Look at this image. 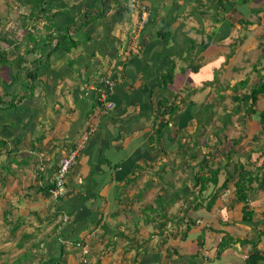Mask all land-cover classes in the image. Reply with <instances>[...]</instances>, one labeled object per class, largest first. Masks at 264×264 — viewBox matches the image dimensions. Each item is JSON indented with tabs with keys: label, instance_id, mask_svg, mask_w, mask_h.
I'll return each instance as SVG.
<instances>
[{
	"label": "crops",
	"instance_id": "1",
	"mask_svg": "<svg viewBox=\"0 0 264 264\" xmlns=\"http://www.w3.org/2000/svg\"><path fill=\"white\" fill-rule=\"evenodd\" d=\"M136 2L149 13L142 28ZM239 2L47 0L27 39L15 28L26 11L14 0L0 19L12 23L3 32L21 42L0 87L20 97L13 108L0 106V264H81L80 249L58 238L85 243L92 264H243L253 249L264 255V93L245 112L251 90L264 84V56L254 66L258 77L246 80L239 71L231 82L229 72L258 53L264 18L261 0ZM66 32L72 49L48 43ZM102 90L112 107L97 118ZM208 115L217 152L202 147L179 177L181 156L195 151L191 135ZM91 117L98 128L68 173L67 196L54 203L57 164ZM233 161L255 173L244 201L236 198L232 168L227 176ZM210 170L217 183L200 192L194 181Z\"/></svg>",
	"mask_w": 264,
	"mask_h": 264
},
{
	"label": "trees",
	"instance_id": "2",
	"mask_svg": "<svg viewBox=\"0 0 264 264\" xmlns=\"http://www.w3.org/2000/svg\"><path fill=\"white\" fill-rule=\"evenodd\" d=\"M15 1L17 3L19 1L25 7V11H26L25 15H26V19H27L26 20L24 18V21H21L20 23H18L15 26V28L20 30L23 27L25 29L27 39H30V38H32L30 31L34 30L36 28V26L38 25L37 23L39 22L40 15L43 11L44 6L46 5L47 0H38L40 2L38 4H35L36 1H33V0H15ZM244 3L245 4L247 3V6H248L251 3V0H240L239 6L244 4ZM238 14H239V12H238ZM262 18H264V12H263V16L261 17V19ZM0 19H1V17H0ZM259 21H260V17L257 18V22H259ZM1 23L2 22H0V25H1ZM250 24L251 23L248 22V25H250ZM67 40H70L72 45H75V43L72 42V40L69 38V32L68 33L67 32L61 33V34L57 35L55 39H51L48 43L53 41L54 42L53 45L56 47L61 46L63 48L70 49V47H67L66 44L60 45L63 42H67ZM46 41L47 40H45V43H46ZM20 46H21V42L16 39V36L13 35L12 32L9 31V33H6V32H3V30H1V32H0V87L2 89L7 84V81L5 82L4 77H7V72L9 71V68H10V57H12L13 55L18 53L17 51L20 48ZM262 46L264 48V43L262 44ZM53 49H55V48H51L50 51H52ZM50 51H48L45 55H38L37 60H39V59H41V61L46 60ZM35 78H36L35 71L28 72L26 79H27L29 85H31V83L33 82V80ZM106 82L109 83V81L102 80V83L105 86L106 85L108 86V84H106ZM104 91H106V90H104ZM263 93H264V84H262L261 87H258L256 89L251 90L250 99L252 101V105L249 104L245 108V112H253V109L251 106L254 107L257 103L259 104V100H257L258 99L257 96H258V94H263ZM18 99L20 100V97L17 95L13 96L8 91H1L0 90V106L4 105L8 108H13V107H15V105L18 104L17 103ZM258 118H259V123H260V127H261V135L263 136L264 135V108L260 112ZM227 141H230L231 144H232V142H234V146H235V145L239 144L241 140L240 139H232V140H227ZM230 147L231 146H229V148ZM230 151H231V148H230ZM228 153H227V156H230V153L229 154ZM211 160L214 161L213 158ZM207 164L208 163H205L206 166H207ZM230 168H232V170H230L231 173L236 174L237 178H238V181L236 182V198L239 201H244L245 195H244L243 191L245 189V186L248 187L250 184L253 183V179H250V178L254 177L255 173L250 172L249 170H245L244 166L238 165L235 163V161H233V162H229V165L226 168L227 169V176L230 175V172L228 171V169H230ZM246 169H248V168H246ZM217 175H218V172L216 170H210V173H209L210 177H207V175H205V174L198 176L197 181L199 182V184L201 186L200 192H201V190H203L205 188V184H207V183L216 184L217 183ZM223 183H226V181ZM258 184H259V186L263 187L264 181L258 182ZM215 199H216V196L211 195L210 199L208 200V203L206 204L207 209H210L211 204H213ZM25 216H28V215H25ZM18 219H21V216H18ZM16 226L18 228L21 227L20 220L15 221L14 227H16ZM24 236L26 239H28L30 237V235L26 234V233L24 234ZM26 259L30 260V258H28V257H26ZM246 263H248V264H263L264 263V256L261 255L259 253V251H257L256 249H253L249 253Z\"/></svg>",
	"mask_w": 264,
	"mask_h": 264
},
{
	"label": "rangeland",
	"instance_id": "3",
	"mask_svg": "<svg viewBox=\"0 0 264 264\" xmlns=\"http://www.w3.org/2000/svg\"><path fill=\"white\" fill-rule=\"evenodd\" d=\"M33 1H36L35 4L40 3L38 0H33ZM13 2H14V0H0V15L2 17L4 16L3 15L4 13L10 12L14 8ZM261 4H262L263 12H264V8H263L264 1L263 0H261ZM22 8L25 9V7H22ZM9 17H12V16H9ZM252 24H254L253 25L255 27L254 30H256V28H258V26H259V25H255L256 24V21L255 20L252 22ZM11 26H12V23H9V22L1 23V25H0V32L3 29V27H4V31H6L7 28L11 29ZM250 26H251V24L249 25V27L247 29L249 31L251 30V32L253 33V31H252L253 27L252 26L250 27ZM259 30H262V32L264 33L263 27L260 28ZM234 38H235V36H232L231 35L230 41L233 42L234 41L233 40ZM256 42L258 43L257 47H259L258 53H255L257 51H250L249 54L246 55V61L245 62H241V61L238 62L237 61L234 64H231L230 71H229L230 72V75L232 76V78L230 80L231 82H233V78L235 77V75L239 71H241V72L244 71V74H246L245 75V79L248 80V77L250 76V74H252V75L255 74L256 75V73L254 72V70H255L254 69V66H256V68H259V67L262 66L263 63H261V62H262L263 56H264V53H262V51H261L262 44L259 45L260 44L259 43L260 40H258V39L255 40L254 44ZM51 43H52V41H51ZM234 43H235V41H234ZM65 44H66L67 47H70L71 49L74 47V45H72V43H71L70 40H67V42H63L60 45H65ZM236 44H237V39H236ZM262 48H263V46H262ZM256 50H258V48H256ZM262 50L264 51V48ZM198 91H199L197 93L198 96H200V98H202L201 97L202 90L198 89ZM230 91L233 92V90H231V89H230ZM209 115H208L207 123L200 122L199 125H198V127L196 128L195 133L191 135V137L193 138L192 139V142H191V146H192V149L195 150V151L193 152V154H188V155H182L181 156L182 163L180 165V168H182L184 172L179 177H183L184 176V174L186 172L184 169H186L187 167H189V164H190L191 160H193L195 157L197 158V154L201 150L202 147L205 148V149H208L209 154L212 153V152L214 153V151H215V153L217 152L216 151L217 147H215L217 145V138H216L217 135L215 134V128H214V126H211L208 129V126H210V123H211V119H210V116ZM242 121L243 120L240 119L239 120V123L236 124V126L239 127V129L242 128ZM252 121H255V120H252ZM254 126H255V123H253V127ZM245 132H246V129H245ZM231 138H237V137H231ZM197 185H200V184L197 181V179H195L194 186L193 187H195ZM199 187H201V186H199ZM212 187H213V185L210 184L209 186H207L205 188L204 192H207V191L211 190ZM192 190L193 189L189 186L188 187V191L191 193Z\"/></svg>",
	"mask_w": 264,
	"mask_h": 264
},
{
	"label": "built area",
	"instance_id": "4",
	"mask_svg": "<svg viewBox=\"0 0 264 264\" xmlns=\"http://www.w3.org/2000/svg\"><path fill=\"white\" fill-rule=\"evenodd\" d=\"M136 8L138 9L140 14V26L143 27V25L148 21V10L144 5L138 3H136ZM106 84L110 86L108 82H106ZM96 102L99 105L97 118L106 115L112 107V104L109 102L108 95L105 91L99 92V95L96 98ZM96 123L90 125L87 132L80 138V140L76 144L74 151L70 153L66 158L61 159V161L59 162L57 174L55 176V188L52 192L54 196L62 195L64 193L65 190L63 178L65 177V174L68 172L69 168L72 166L76 153L84 148L90 135L94 133L95 128L97 127ZM84 262H86V260H84Z\"/></svg>",
	"mask_w": 264,
	"mask_h": 264
},
{
	"label": "clouds",
	"instance_id": "5",
	"mask_svg": "<svg viewBox=\"0 0 264 264\" xmlns=\"http://www.w3.org/2000/svg\"><path fill=\"white\" fill-rule=\"evenodd\" d=\"M136 3L141 4V3H139V2H136ZM142 5H143V4H142ZM144 6H145V5H144ZM145 7H146V6H145ZM135 8H136V4H135ZM136 10H137V13H138V19H139L140 14H139V11H138L137 8H136ZM148 15H149V13H148ZM148 19H149V18H148ZM144 25H145V24H144ZM144 25H143V26H144ZM138 26H139V28H142V26H140V19H139V21H138ZM102 91H104V90H102ZM96 104H97V102H96ZM97 105H98V104H97ZM98 106H99V105H98ZM98 110H99V109H98ZM97 112H98V111H97ZM97 112H96V117H97V114H98ZM94 119H95L94 117H91V118L89 119L88 127H87V129L85 128L83 134H81V137L87 132V130L89 129L90 125H93L94 123H96V122H91V121H93ZM96 124H97V127L95 128V131L97 130L99 123L97 122ZM95 131H94V133H95ZM94 133H93V134H94ZM93 134H91L90 137H91ZM81 137L78 138V140L75 142L73 148H72L68 153H66V155H64L61 159L66 158L70 153H72V152L74 151L75 146H76V144L78 143V141L80 140ZM90 137H89V139H90ZM89 139H88V141H89ZM88 141L86 142V144L88 143ZM86 144H85V146H86ZM85 146H84V148H85ZM84 148H83V149H84ZM83 149H82V150H83ZM82 150H79V151L76 153L72 166L69 168L68 172L65 174V177L63 178V182H64V190H65L64 193H63L62 195L54 196L52 192H53V190H54V188H55V176H56V174H57V169H58V166H59L58 164H59V162L61 161V159L59 160V162H58V164H57V167H56V170H55V173H54L53 185H52V187H51L50 190H49L50 198H51V200H52L54 203H55L56 201H59V200L65 198V197L67 196L68 191H69V189H68V187H67V176H68V173L70 172V170L72 169V167L76 164L77 156H78V154H79ZM257 176H258V177H261V176H259V173H258V172H257ZM263 176H264V175H263ZM68 220H69V216L64 215V216H63V222H67ZM58 240H59L60 243H61L64 247H66V248L76 247V248H79V249H80V261H81V264H92V263L90 262V260L88 259V246H87L85 243H82V241L75 242V241L69 240V239H67V238H66V239H65V238H60V239L58 238ZM263 256H264V255H263ZM247 259H248V255H245V256L243 257V260H244L243 264H248V263H246ZM84 260H86V262H84ZM263 264H264V263H263Z\"/></svg>",
	"mask_w": 264,
	"mask_h": 264
}]
</instances>
